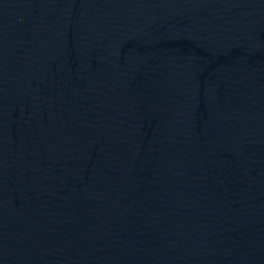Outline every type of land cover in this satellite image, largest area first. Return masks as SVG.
<instances>
[{
  "label": "water",
  "instance_id": "95a60500",
  "mask_svg": "<svg viewBox=\"0 0 264 264\" xmlns=\"http://www.w3.org/2000/svg\"><path fill=\"white\" fill-rule=\"evenodd\" d=\"M0 264H264V0H0Z\"/></svg>",
  "mask_w": 264,
  "mask_h": 264
}]
</instances>
